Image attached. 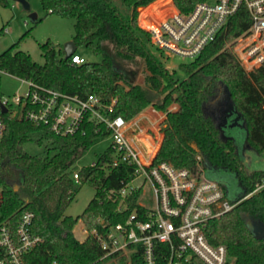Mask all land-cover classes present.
Segmentation results:
<instances>
[{
  "label": "trees",
  "instance_id": "16d2710c",
  "mask_svg": "<svg viewBox=\"0 0 264 264\" xmlns=\"http://www.w3.org/2000/svg\"><path fill=\"white\" fill-rule=\"evenodd\" d=\"M49 13L74 19L72 41L75 51L64 56L49 40L39 47L43 63L32 60L19 48L27 30L17 41L0 52V68L14 76L59 92L84 98L89 94L101 97L104 103L115 99L111 116L131 119L147 107L165 113V126L153 163L169 162L176 167L190 168L196 173L209 169L229 172L233 186L240 191L226 195L240 200L264 177L263 167L248 168L235 138L222 140L214 121L203 111V105L217 91L226 87L234 108L245 121V142L260 158H264V66L246 71L233 51L237 37L249 25V15L241 6L233 13L215 38L203 47L197 57L181 62L169 71L150 47V34L137 23L138 6L153 0H40ZM182 13L189 12L203 0H172ZM169 0H156L143 7L139 18L161 19L171 7L160 9ZM9 0H0V6ZM158 7V8H157ZM39 19H33L36 23ZM142 25V19L140 20ZM4 26L0 27V34ZM112 45L114 54L133 60L139 57L150 72L146 85L134 84L115 65L114 54L103 42ZM85 47L99 61L74 63L71 56ZM181 72V74H178ZM1 95V93H0ZM172 103L175 110L168 109ZM4 130L0 140V223L12 233L21 215L32 213L30 229L41 237L40 243L24 254L25 264H105L101 259L100 241L94 234L123 221L135 207L138 191L126 201L128 209L118 212L119 191L132 178V167H110L111 150L107 147L95 161L79 169L75 162L94 143L107 138L103 125L84 122L72 135L55 134L45 125L3 114ZM26 143L45 150L30 153ZM201 154V160L196 158ZM77 171L78 179L72 177ZM87 182L95 189L93 197L76 217L65 210ZM234 188V187H233ZM233 197V196H232ZM87 230L80 240L74 227L78 221ZM247 220L264 225V189L240 200L230 211L210 220L205 235L212 244L226 245L232 262L226 264H264V235L255 236ZM123 264H126L123 262ZM131 264H143L141 255L131 256ZM192 264H204L194 259Z\"/></svg>",
  "mask_w": 264,
  "mask_h": 264
},
{
  "label": "built area",
  "instance_id": "2783aa9c",
  "mask_svg": "<svg viewBox=\"0 0 264 264\" xmlns=\"http://www.w3.org/2000/svg\"><path fill=\"white\" fill-rule=\"evenodd\" d=\"M241 6L248 12L249 25L237 37L233 50L243 68L250 71L264 66V0H203L187 13L180 12L169 0L160 9L171 7L172 10L142 28L149 32L150 43L158 53L192 60ZM85 60L76 53L71 56L74 63ZM1 74L19 79L25 89L10 97L0 95V140L4 130L3 114L45 125L61 135H72L84 122H94L109 132L111 161L108 165L132 167V178L120 189L116 210L126 211L128 195L138 191L135 207L123 221L106 227L104 233L94 231L100 241L101 259L120 255L125 257L126 264H131V256L139 254L143 264H192L194 259L204 264L232 262L226 245L212 244L207 239L205 227L240 200L263 190L264 177L240 200H230L218 181L204 178V171L196 173L169 162L153 163L152 148L147 157H141L139 140L148 139L140 135L143 129L139 120L143 112L131 119L111 116L115 99L107 104L95 94L81 98L38 85L0 68ZM1 107L6 110L2 112ZM196 158L201 160L199 154ZM72 177L78 179L77 171ZM136 179L139 180L137 184H130ZM31 219L32 213L24 212L15 233L0 223V264H25L24 254L40 243L41 237L30 229ZM81 231L86 236L84 227Z\"/></svg>",
  "mask_w": 264,
  "mask_h": 264
},
{
  "label": "rangeland",
  "instance_id": "374dc122",
  "mask_svg": "<svg viewBox=\"0 0 264 264\" xmlns=\"http://www.w3.org/2000/svg\"><path fill=\"white\" fill-rule=\"evenodd\" d=\"M30 8L29 10H25L20 3L14 0H9V5L0 6V27L4 26L3 32L0 34V52L5 50L11 44L19 39L27 30V34L24 35L23 39L19 43V48L27 53H29L30 57L33 61L37 63H43V57L41 55V50L39 45L49 40L52 43L56 44L62 51L64 44L72 39L73 35V22L74 19L71 18H63L54 13L47 12L41 4L40 0H27ZM156 0L148 3L145 6H138L136 9L137 12V23L141 27L147 26L148 22L145 18H139L141 10L143 7H146L153 3ZM158 8V7H157ZM162 9V8H161ZM36 13V18L39 20L36 23L29 18V13ZM142 19V25L141 20ZM104 45L108 48V50L114 54V50L112 45L105 41ZM235 45V43H234ZM233 45V49H234ZM152 51L159 56L160 60L163 62L164 66H170L167 68L169 71H173L178 69V65L181 62L190 61L188 58H181L177 56L167 57L155 51L152 45H150ZM234 51V50H233ZM76 54L82 56L88 61H99L101 59L100 56L93 55L88 49L85 47H79L76 50ZM115 55V54H114ZM115 65L117 68L121 69L123 74L127 77V79L131 80L134 84L146 85V76L150 75V72L143 65L142 59L139 57H134L131 61L124 57L114 56ZM178 74H181L179 72ZM148 84V83H147ZM220 90H223L222 85H220ZM25 89V85H23L19 79L13 78L8 74L0 75V93L3 97H10L15 93H21ZM177 108V104L172 103L169 105L168 109L175 110ZM143 117L140 118V126L143 129V133L141 137H148V141L144 138L139 140V150L141 152V157L145 158L151 151L155 152L159 146L161 137H162V129L166 125L164 121L165 113L162 111H158L152 108L147 107L143 111ZM147 132H146V131ZM230 132L235 140L236 144L239 148V151H244L246 158L249 162L250 167H263L264 166V158L258 157L250 148L247 147L245 142V132L244 129L239 125H233L227 129ZM110 140L109 138H103L98 142L91 145L85 153L76 160L75 168L79 169L84 166H88L92 164L97 155L102 153L107 147H109ZM26 151L30 153L42 152L45 150L44 147L38 146L34 143H26L24 145ZM215 173H224L227 174L223 169H209L205 174L204 178L210 179L216 177L217 179H221L220 174ZM138 179L132 181L130 184L135 185L138 183ZM221 184V183H220ZM228 190L232 192L240 191V188L237 186L226 185ZM234 187V188H233ZM236 188V190H235ZM95 193V189L92 185L87 182H84L71 203L65 210V214L71 215L72 217H76L79 215L87 202L93 197ZM226 194V193H225ZM233 196V197H232ZM226 195V197L230 200H233L234 195ZM251 224L260 226L264 228L262 224L256 222H252L248 220ZM82 223L79 220L75 227L74 233L75 236L82 240L85 235L81 231ZM126 259L124 256H114L109 258L105 264H123Z\"/></svg>",
  "mask_w": 264,
  "mask_h": 264
},
{
  "label": "flooded vegetation",
  "instance_id": "af4514ba",
  "mask_svg": "<svg viewBox=\"0 0 264 264\" xmlns=\"http://www.w3.org/2000/svg\"><path fill=\"white\" fill-rule=\"evenodd\" d=\"M220 87L221 86L218 85L216 93L205 102V104L203 105V111L206 115L212 118L219 132L221 130L226 136L234 138V136L230 132H228L227 129L233 126L232 123L235 114L230 112L225 90L224 88L223 90H220ZM247 147L250 148L248 145ZM240 153L243 155L247 167L252 168L248 166L249 162L246 158V155L244 154V151H241ZM215 174H220L223 181L227 185L231 184L233 186V181H232L233 179L228 174H224V173H215Z\"/></svg>",
  "mask_w": 264,
  "mask_h": 264
},
{
  "label": "water",
  "instance_id": "95a60500",
  "mask_svg": "<svg viewBox=\"0 0 264 264\" xmlns=\"http://www.w3.org/2000/svg\"><path fill=\"white\" fill-rule=\"evenodd\" d=\"M14 1H17L18 3H20L22 5V7L25 9V10H29L30 8V5L28 3L27 0H14ZM29 18L31 20L35 19L36 18V13H29ZM76 49V45L74 44V42L72 40H69L67 41L64 46H63V51H64V56L65 57H69ZM224 90H225V93H226V98H227V102H228V105H229V108H230V112L231 113H234L235 116H234V119H233V123L232 125H236L238 124L239 126H241L245 131H246V128H245V121L244 119L242 118V114L241 112L237 111L234 106H233V102L230 98V94L227 90L226 87H224ZM6 109L4 107H1V111L4 112ZM216 126V125H215ZM217 127V126H216ZM219 136L222 140H225L227 138H233V137H228L226 136L221 130L219 132ZM201 156V154H199ZM202 157V156H201ZM206 174V173H204ZM229 175V174H228ZM230 176V175H229ZM231 177V176H230ZM210 179H213V180H216L218 181L219 183H222L224 185H227L223 179H217L216 177L214 178H210ZM234 201H237L234 199ZM252 222H254L256 224L259 223V224H262L261 222H258V221H253L251 220ZM263 225V224H262ZM247 226L249 228V230L257 237H261L264 235V228L260 227V226H256L254 224H251L250 222H248L247 220ZM264 226V225H263Z\"/></svg>",
  "mask_w": 264,
  "mask_h": 264
},
{
  "label": "bare ground",
  "instance_id": "6f19581e",
  "mask_svg": "<svg viewBox=\"0 0 264 264\" xmlns=\"http://www.w3.org/2000/svg\"><path fill=\"white\" fill-rule=\"evenodd\" d=\"M145 19H146V21H147V22H148V24H149L151 20H150V19H148V18H145Z\"/></svg>",
  "mask_w": 264,
  "mask_h": 264
},
{
  "label": "crops",
  "instance_id": "0c3cea01",
  "mask_svg": "<svg viewBox=\"0 0 264 264\" xmlns=\"http://www.w3.org/2000/svg\"><path fill=\"white\" fill-rule=\"evenodd\" d=\"M82 227H83V224H82Z\"/></svg>",
  "mask_w": 264,
  "mask_h": 264
}]
</instances>
